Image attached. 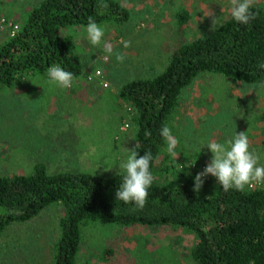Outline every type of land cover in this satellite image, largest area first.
Listing matches in <instances>:
<instances>
[{
    "label": "rangeland",
    "instance_id": "obj_1",
    "mask_svg": "<svg viewBox=\"0 0 264 264\" xmlns=\"http://www.w3.org/2000/svg\"><path fill=\"white\" fill-rule=\"evenodd\" d=\"M40 1L1 0L18 11L14 17L6 12L0 15L18 21L24 18L23 12ZM120 1L129 10L130 19L124 25H101L105 31L101 45L91 44L86 26L62 33L74 39L86 72L70 88L38 77L19 87H0V174H28L39 162L54 173L85 171L110 177L122 172L120 164L127 160V149L137 145L129 107L117 98V89L133 79L152 78L163 72L175 47L212 30L209 12L215 14V27L231 17L230 0ZM254 6L264 8V0H256ZM179 10L189 14L185 25L178 24ZM9 36L8 29L0 28V43ZM122 40L131 41V47L124 48ZM104 41L113 45L114 53L125 55L123 63L115 54L104 52ZM97 72L100 75L90 80V74ZM179 103L169 123L179 141L175 149L178 156L174 159L166 145L157 163L158 171L176 163L179 170L190 168L196 176L213 158L206 144L212 140L226 143L236 132H246L250 150L264 166V86L205 75L183 91ZM190 161L196 162L187 167ZM169 171L162 175L158 172L160 177L154 182L180 180V175ZM192 180L195 183V178ZM203 180L202 190L208 186L213 191L223 189L211 174ZM249 187L264 188V182ZM61 213L60 206H53L29 222L9 227L0 237V264H51ZM82 232L80 258L88 264H145L149 260L146 255L168 243L177 248L178 258L190 260L194 245L191 234L170 227L97 223ZM104 249L113 252L110 260L102 259Z\"/></svg>",
    "mask_w": 264,
    "mask_h": 264
},
{
    "label": "trees",
    "instance_id": "obj_2",
    "mask_svg": "<svg viewBox=\"0 0 264 264\" xmlns=\"http://www.w3.org/2000/svg\"><path fill=\"white\" fill-rule=\"evenodd\" d=\"M16 10L0 0V13L14 17ZM252 11L256 18L247 25L231 16L214 30L175 47L160 74L133 79L117 89V98L129 107L139 155L151 152L153 156L150 171L154 180L160 177L158 172L162 175L169 170L180 175V180L153 181L141 210L117 200L124 171L110 177L85 171L54 173L39 162L28 174H0V237L13 224L29 222L58 205L62 213L51 264H88L80 258L82 231L97 223L170 227L192 235L190 260L178 258L177 248L168 243L146 255L145 264H264V188L213 191L208 186L197 193L193 170H179L174 163L171 168L162 166L160 172L157 166L167 145L160 130L169 127L183 91L200 76L219 75L264 86V69L258 67L264 63V8L253 5ZM130 15L120 0H41L22 13L23 19L11 22L6 18L12 25H5L10 36L0 43V87H19L35 77L49 79L47 69L53 65L72 72L75 84L86 72L74 39L62 33L87 27L89 17L99 25H124ZM176 16L179 25L189 20L185 10ZM13 25L18 29L11 36ZM145 131H151V136L145 137ZM166 247L165 253L159 252ZM110 256V249L102 251L104 261Z\"/></svg>",
    "mask_w": 264,
    "mask_h": 264
},
{
    "label": "clouds",
    "instance_id": "obj_3",
    "mask_svg": "<svg viewBox=\"0 0 264 264\" xmlns=\"http://www.w3.org/2000/svg\"><path fill=\"white\" fill-rule=\"evenodd\" d=\"M255 3L256 0H230L232 18L238 23L247 25L256 18V13L252 11ZM208 16L212 17V30H214L216 25L215 14L209 12ZM86 31L92 45H101L105 31L94 18H88ZM121 43L124 48L131 47V41L122 40ZM103 50L108 55L115 54L118 62L123 63L126 58L123 53H114L113 45L109 42H103ZM258 67L264 69V63L259 64ZM47 73L49 82L63 88H70L74 82V74L64 70L60 65L49 67ZM160 134L167 142L168 153L176 159L178 153L175 149L179 141L173 136L168 126L162 127ZM150 136L151 131H145V137ZM206 146L213 153V158L205 169L195 176V192L199 193L204 183L203 177L209 174L217 178L224 191L232 188L243 191L246 186L264 182V166L259 164L260 157L250 150V140L246 132H236L233 138L226 143L212 140ZM138 147L137 144L135 149H127L129 152L127 160L120 164L125 175L116 192V197L117 200L123 201L125 204H134L136 208L142 210L154 181V176L150 171L153 156L151 152H145L143 156H140L139 151H137ZM195 162L190 161L186 166L191 167Z\"/></svg>",
    "mask_w": 264,
    "mask_h": 264
},
{
    "label": "built area",
    "instance_id": "obj_4",
    "mask_svg": "<svg viewBox=\"0 0 264 264\" xmlns=\"http://www.w3.org/2000/svg\"><path fill=\"white\" fill-rule=\"evenodd\" d=\"M6 24H8L6 18L3 17V16H0V28L1 29L5 28ZM8 25H12V24H8ZM11 29H12L11 30V36H12L13 34H15L16 30L18 29V26L17 25H13L11 27ZM98 75H100V72H97L95 74L92 73V74H90L89 79L92 80L93 78H96Z\"/></svg>",
    "mask_w": 264,
    "mask_h": 264
}]
</instances>
